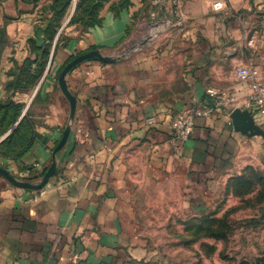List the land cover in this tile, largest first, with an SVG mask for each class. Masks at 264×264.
Wrapping results in <instances>:
<instances>
[{"label":"crops","instance_id":"obj_1","mask_svg":"<svg viewBox=\"0 0 264 264\" xmlns=\"http://www.w3.org/2000/svg\"><path fill=\"white\" fill-rule=\"evenodd\" d=\"M216 1L132 0L116 11L120 0H106L100 23L85 28L68 25L74 0L47 62L30 64L29 85L20 69L44 43L53 0H0V166L33 183L57 168L42 194L0 174V264H150L134 180L170 186L165 197L180 196L189 213L242 171L248 139L230 114L248 109L264 127V112L248 107L254 79L236 78L250 66L264 84V0H222L218 10ZM90 50L119 58L69 71L73 113L59 76ZM211 88L231 102L196 118L186 142L174 139L175 115Z\"/></svg>","mask_w":264,"mask_h":264},{"label":"rangeland","instance_id":"obj_2","mask_svg":"<svg viewBox=\"0 0 264 264\" xmlns=\"http://www.w3.org/2000/svg\"><path fill=\"white\" fill-rule=\"evenodd\" d=\"M247 139L242 171L204 209L183 211L180 196L163 194L170 186L134 180L138 230L155 253L150 264H264V133Z\"/></svg>","mask_w":264,"mask_h":264},{"label":"trees","instance_id":"obj_3","mask_svg":"<svg viewBox=\"0 0 264 264\" xmlns=\"http://www.w3.org/2000/svg\"><path fill=\"white\" fill-rule=\"evenodd\" d=\"M105 1L106 0H79L77 2L75 13L71 15L70 17L68 15V19H69L68 25L77 23L86 28V27L99 24L101 20V18L99 17V11L104 5ZM131 2L132 0H120V2L118 4H115L113 8L116 11H118L121 8L128 7L131 4ZM70 4H71V0H53L51 5L48 6L47 9L51 11L52 15L48 19L46 27L43 30V32H45L44 43L42 44V46H38L37 50L40 49L39 50L40 52H37L36 50L35 59L27 58L25 60V64L20 69V74L25 77L29 85L32 84L33 82L32 68L30 64L32 62H42V65H43L44 62H47V58L50 53L51 43L55 39L58 33V29L61 26L62 19L64 18L66 13L69 11ZM33 71H34L33 76L36 79L42 73L41 67L34 68ZM19 86H22V84L19 83ZM25 86H28V84L25 83ZM1 106H3V104H0V107ZM15 107L20 109L21 104H15ZM45 171L46 169L43 172H41L39 176L42 177Z\"/></svg>","mask_w":264,"mask_h":264},{"label":"water","instance_id":"obj_4","mask_svg":"<svg viewBox=\"0 0 264 264\" xmlns=\"http://www.w3.org/2000/svg\"><path fill=\"white\" fill-rule=\"evenodd\" d=\"M119 57H112L109 55H104L98 50H90L88 52L82 53L75 58H73L70 62L62 70L59 76V85L61 90L64 92L65 96L70 102L71 110L74 113L76 108V98L72 94V92L68 88L67 83V74L69 71L80 63L88 59H98L105 63H112L118 60ZM234 129L241 134L251 137L254 135H260L264 133V127L260 126L256 123L253 114L248 109L235 108L230 114ZM70 133V128H66L63 137L57 147L54 150V155L65 145ZM57 168L56 163L51 164V166L47 169L42 179L39 182L33 183L28 181H23L14 177L7 169L0 166V174H2L8 181L12 184L25 187L33 190H39L43 188L49 180L56 174Z\"/></svg>","mask_w":264,"mask_h":264},{"label":"built area","instance_id":"obj_5","mask_svg":"<svg viewBox=\"0 0 264 264\" xmlns=\"http://www.w3.org/2000/svg\"><path fill=\"white\" fill-rule=\"evenodd\" d=\"M213 7L216 10L223 8V1H216ZM236 78L240 81L254 79L248 107L252 111L264 112V84L255 75L252 67H239L236 70ZM207 95L208 98L205 103L184 109L175 115L171 126L174 139L180 142H186L190 139L194 131L196 118L211 115L216 109L226 107L231 102L229 95L213 88L207 91ZM43 189L44 187L39 189L37 194H42Z\"/></svg>","mask_w":264,"mask_h":264}]
</instances>
